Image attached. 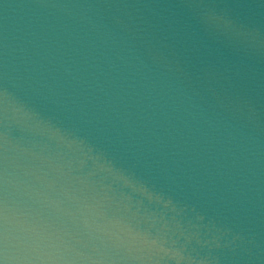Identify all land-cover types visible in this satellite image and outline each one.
Masks as SVG:
<instances>
[{
	"label": "water",
	"instance_id": "water-1",
	"mask_svg": "<svg viewBox=\"0 0 264 264\" xmlns=\"http://www.w3.org/2000/svg\"><path fill=\"white\" fill-rule=\"evenodd\" d=\"M0 264H264V0H0Z\"/></svg>",
	"mask_w": 264,
	"mask_h": 264
}]
</instances>
